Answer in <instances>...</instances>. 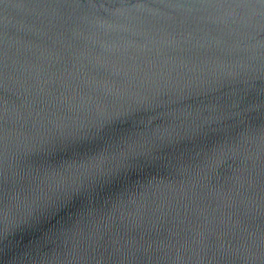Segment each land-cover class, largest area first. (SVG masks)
<instances>
[{
	"label": "water",
	"instance_id": "water-1",
	"mask_svg": "<svg viewBox=\"0 0 264 264\" xmlns=\"http://www.w3.org/2000/svg\"><path fill=\"white\" fill-rule=\"evenodd\" d=\"M0 264H264V0H0Z\"/></svg>",
	"mask_w": 264,
	"mask_h": 264
}]
</instances>
